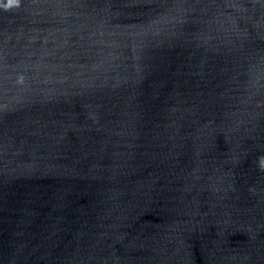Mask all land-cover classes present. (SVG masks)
<instances>
[{
	"label": "water",
	"instance_id": "95a60500",
	"mask_svg": "<svg viewBox=\"0 0 264 264\" xmlns=\"http://www.w3.org/2000/svg\"><path fill=\"white\" fill-rule=\"evenodd\" d=\"M0 264H264V0H0Z\"/></svg>",
	"mask_w": 264,
	"mask_h": 264
}]
</instances>
